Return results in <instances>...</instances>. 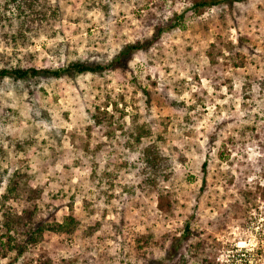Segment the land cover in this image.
<instances>
[{
    "label": "rangeland",
    "instance_id": "rangeland-1",
    "mask_svg": "<svg viewBox=\"0 0 264 264\" xmlns=\"http://www.w3.org/2000/svg\"><path fill=\"white\" fill-rule=\"evenodd\" d=\"M46 1L58 18L14 44L0 0V69L108 64L164 31L127 70L0 82V264H264V0ZM151 144L171 161L157 187ZM34 206L73 233L9 250L7 218Z\"/></svg>",
    "mask_w": 264,
    "mask_h": 264
},
{
    "label": "trees",
    "instance_id": "trees-1",
    "mask_svg": "<svg viewBox=\"0 0 264 264\" xmlns=\"http://www.w3.org/2000/svg\"><path fill=\"white\" fill-rule=\"evenodd\" d=\"M229 2L231 0H196L194 4V9H203V8H213L218 5ZM5 11H10L13 14L12 18H8L6 22L9 25L13 26L14 20L20 26L18 28V33L11 34L5 38L10 39L14 44L19 41L26 43L28 32L33 33L35 36L41 32H45L46 28L49 27L50 19L58 18L59 9L52 7L46 0H5ZM15 17V18H14ZM1 19V14H0ZM164 31L161 28H157L153 39L146 40L144 42H135L134 44L125 45L114 59L108 64L102 63H90L88 61L75 60L72 63H69L65 67L53 70H44L39 69L37 65L32 64L30 54L27 55V62L19 63L16 66L7 65L0 69V82L5 79H10L19 84L30 85L33 82H40L43 78H54V79H68L74 80L79 76L93 74L101 75L104 72L116 71V70H127L130 62L134 59L136 53L144 51L151 45H153L155 39L159 38L161 32ZM147 133L143 130L137 134V140L140 141L144 134ZM17 150L22 149L21 145L16 146ZM142 157L145 165V172L148 173L147 184L152 187H157V183L160 179L164 181H169V171L171 169V161L164 154L157 144H151L147 146L142 151ZM40 196L38 190L33 191V197L31 199L34 201L37 197ZM38 212L36 206L33 210L24 212L23 216H9L5 227L8 230L10 236L8 240V249L17 250L21 252L23 246L17 243V239L14 235L22 236L28 244H35L41 241L44 236L48 233H56L62 235H71L73 233V226L76 224V220L72 217L65 219V222L62 224L58 223H49L45 219H40L36 222V213ZM190 231H188L185 238L188 241L190 239ZM13 242V246L11 243ZM204 245L202 242H199L195 245V249L199 251ZM1 253V251H0ZM206 264H213L212 262L206 261Z\"/></svg>",
    "mask_w": 264,
    "mask_h": 264
}]
</instances>
